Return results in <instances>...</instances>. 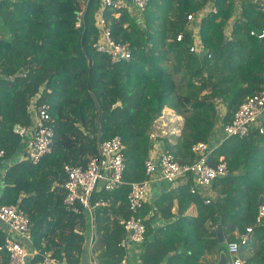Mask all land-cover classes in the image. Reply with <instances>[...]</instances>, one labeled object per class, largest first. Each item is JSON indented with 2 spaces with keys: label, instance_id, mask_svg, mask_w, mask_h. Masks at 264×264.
Listing matches in <instances>:
<instances>
[{
  "label": "trees",
  "instance_id": "obj_1",
  "mask_svg": "<svg viewBox=\"0 0 264 264\" xmlns=\"http://www.w3.org/2000/svg\"><path fill=\"white\" fill-rule=\"evenodd\" d=\"M238 1L151 0L142 23L127 9H108L104 16L113 38L132 47L129 61L113 63L94 47L101 0H0V150L6 153L0 205L17 204L30 218L31 249L82 264L86 214L79 204H65L64 168L86 166L100 142L120 136L126 146L124 184L101 194L111 203L97 211L94 248L98 264L120 262L125 230L119 219L131 217L130 185L147 179L145 162L156 145L182 164L195 161L194 145L208 143L219 121L230 123L264 84V38L257 35L264 31V14L253 0ZM82 5L87 10L82 28H76ZM191 14L195 19L189 22ZM180 32L185 38L177 42ZM196 37L204 47L201 56L190 52ZM171 56L175 73L183 67L184 94H178L167 66ZM37 96L39 105L51 106L55 138L52 154L34 165L18 161L23 139L15 128L33 126L30 105ZM165 108L185 118L176 143L152 138ZM221 160L230 177L214 181L209 205L191 194L192 182L167 186L144 205L138 214L147 228L142 264H202L218 244L220 221L227 242L252 226L251 245L242 248L244 264H264V222L257 223L264 205V135L224 140L210 163ZM156 218L166 223L154 228ZM4 240L0 229V245ZM181 245L191 254H179ZM7 262L0 251V264Z\"/></svg>",
  "mask_w": 264,
  "mask_h": 264
},
{
  "label": "built area",
  "instance_id": "obj_2",
  "mask_svg": "<svg viewBox=\"0 0 264 264\" xmlns=\"http://www.w3.org/2000/svg\"><path fill=\"white\" fill-rule=\"evenodd\" d=\"M151 0H101V9L98 14L97 28L98 39L94 44L97 52L107 55L113 63L129 61L132 57V47L129 42H117L111 32V28L105 19L104 12L108 9L129 10L138 20L142 21ZM259 5L264 14V0H253ZM87 10L82 5L77 17L76 28H82V22ZM216 12L215 8H212ZM195 19L191 14L187 17L189 22ZM254 34V32H253ZM257 34V33H255ZM264 38V31L257 34ZM185 34L177 35V42H182ZM190 52L199 56L204 54V47L199 38L190 47ZM39 96L35 97L30 105L33 126L22 128L20 136L23 139V148L19 160H29L34 165L53 152L55 138L54 128L51 126V106L39 105ZM252 134L264 135V84L254 95L246 97L239 109L228 124L219 121L213 137L208 143L194 145L193 152L195 161L180 163L174 155L160 153L150 155L145 162L147 179L132 183L128 195V207L131 212L130 218H120L119 224L125 230V237L120 242L124 254L118 264H135L132 260V248L141 263L140 247L146 239L147 228L145 218L138 214L143 210L148 193L154 181L159 180L167 186H176L192 182L191 194L201 193L205 204L209 205L211 199L204 191H209L215 180L220 176L229 174L227 165L222 162L211 164L210 157L221 143L231 137L244 139ZM126 146L120 136H115L104 142H100L98 155L88 159L86 166H65V204L74 207L79 204L86 214L88 227L87 248L90 251L93 264H98L94 254V248L98 241V213L97 211L111 203V199L101 196L103 192L112 194L124 184V175L127 168ZM6 153L0 150V200L3 195V176L5 171ZM264 222V205L259 210L258 224ZM0 229L5 235L4 242L0 245V251L8 256L7 264H65L64 261L55 257L50 251L39 252L31 249L29 234L31 220L19 205H0ZM253 227H248L246 232L237 235V239L228 242L229 254L232 264H244L242 248L250 247Z\"/></svg>",
  "mask_w": 264,
  "mask_h": 264
},
{
  "label": "rangeland",
  "instance_id": "obj_3",
  "mask_svg": "<svg viewBox=\"0 0 264 264\" xmlns=\"http://www.w3.org/2000/svg\"><path fill=\"white\" fill-rule=\"evenodd\" d=\"M239 10H237L238 13ZM143 20V19H141ZM141 22V21H139ZM143 22V21H142ZM175 65L176 60L173 56L170 57V62L167 63V66L174 72L175 78L178 84V94H184L187 92V83L184 82L181 79V74H183V67L180 68L182 73H175ZM221 110L223 108H220ZM173 115H165L164 111L162 113V116L156 121L153 132H152V138L156 139L158 136L160 137H167L169 138L173 143L177 142V139L182 136V133L184 131V124H185V118L183 114L178 113L177 111L172 110ZM223 111V110H222ZM181 117L182 121L177 120V117ZM248 257L247 254L242 255L243 261L246 260ZM207 262V261H206ZM207 264H210V261L207 262Z\"/></svg>",
  "mask_w": 264,
  "mask_h": 264
},
{
  "label": "crops",
  "instance_id": "obj_4",
  "mask_svg": "<svg viewBox=\"0 0 264 264\" xmlns=\"http://www.w3.org/2000/svg\"><path fill=\"white\" fill-rule=\"evenodd\" d=\"M240 1V0H239ZM238 1V2H239ZM239 9V8H238ZM165 110H168V111H171V109L170 108H165L164 109V111ZM173 115V114H172ZM160 153H162V151L161 150H159V147H158V145H156V148H155V150L152 152V155H155V154H160ZM7 166H10V164L8 165L7 164ZM166 189H168L167 188V185L164 183V182H162V181H159V180H156V181H154L153 183H152V185H151V188H150V191H149V193H148V196H147V199H146V203L145 204H148V205H150V204H152L158 197H159V195H161L162 193H164L165 191H166ZM205 193H207L208 195H209V198L210 199H212V197H214V193L212 192V190L210 189L209 191H204ZM201 194H203V193H201ZM201 194H199L202 198H203V196L201 195ZM198 195V194H197ZM204 199V198H203ZM204 203H205V200H204ZM206 205V204H205ZM177 211H178V204H177V202H175V206H174V209H173V213L174 214H176L177 213ZM154 224H153V226H154V228L155 227H161L163 224H165L166 223V221L164 220V219H162V218H156L155 220H154V222H153ZM2 232H3V230H1ZM141 249H140V252H141V254H142V252H143V250H142V246L140 247ZM185 248V247H184ZM180 249V248H179ZM179 251V250H178ZM85 255H84V258H83V260H82V264H93V261L91 260L92 259V257H91V254H90V251H89V249L88 248H86V251H85V253H84ZM140 259H141V257H140ZM132 260H133V262L135 263V264H142V263H140L138 260H139V258H138V256H137V254H136V252H135V247L133 246V248H132ZM141 261V260H140ZM209 262L210 261V264H216V261H217V257H216V254H215V252H213V251H208L207 253H206V255L202 258V260H201V263L202 264H207V262ZM245 261V260H244Z\"/></svg>",
  "mask_w": 264,
  "mask_h": 264
},
{
  "label": "water",
  "instance_id": "obj_5",
  "mask_svg": "<svg viewBox=\"0 0 264 264\" xmlns=\"http://www.w3.org/2000/svg\"><path fill=\"white\" fill-rule=\"evenodd\" d=\"M15 132L17 134H20L21 127L17 126L15 128ZM226 177H230V175L228 174L226 176H220L219 179H223ZM217 237H218V244L214 248V252L217 257L216 264H232V259L230 258V254H229L228 242L226 240L224 230H223V225L221 221L219 222V226L217 230ZM178 253L179 254H191L184 248V245H181Z\"/></svg>",
  "mask_w": 264,
  "mask_h": 264
},
{
  "label": "bare ground",
  "instance_id": "obj_6",
  "mask_svg": "<svg viewBox=\"0 0 264 264\" xmlns=\"http://www.w3.org/2000/svg\"><path fill=\"white\" fill-rule=\"evenodd\" d=\"M164 114L165 115H172V111L165 110ZM177 120L182 121V118L179 116V117H177Z\"/></svg>",
  "mask_w": 264,
  "mask_h": 264
}]
</instances>
